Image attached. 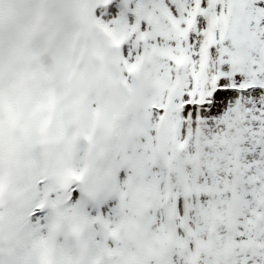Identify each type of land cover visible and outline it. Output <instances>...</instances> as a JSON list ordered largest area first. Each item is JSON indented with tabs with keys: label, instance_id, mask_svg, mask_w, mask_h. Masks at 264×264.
<instances>
[{
	"label": "snow or ice",
	"instance_id": "1",
	"mask_svg": "<svg viewBox=\"0 0 264 264\" xmlns=\"http://www.w3.org/2000/svg\"><path fill=\"white\" fill-rule=\"evenodd\" d=\"M0 264H264V0H0Z\"/></svg>",
	"mask_w": 264,
	"mask_h": 264
}]
</instances>
